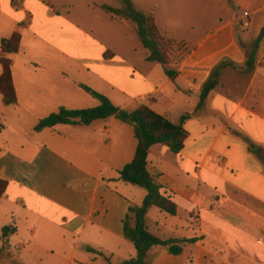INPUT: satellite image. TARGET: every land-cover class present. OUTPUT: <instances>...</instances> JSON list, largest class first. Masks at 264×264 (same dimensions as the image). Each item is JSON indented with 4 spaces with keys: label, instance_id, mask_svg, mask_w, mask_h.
<instances>
[{
    "label": "crops",
    "instance_id": "crops-1",
    "mask_svg": "<svg viewBox=\"0 0 264 264\" xmlns=\"http://www.w3.org/2000/svg\"><path fill=\"white\" fill-rule=\"evenodd\" d=\"M48 8L55 13L53 6ZM31 9L26 0L19 9L12 7L11 0H0V39L13 32L18 11L32 18ZM231 25V21L220 24L192 49L170 40L179 46L166 52L171 75L163 66L148 68V74L137 77L136 65L123 58L122 65L115 64L116 54L110 50L109 57L78 65L87 73L92 66L110 72L93 70L112 89L118 88L108 78L113 70H129V79L140 88L118 90L123 95L120 108L130 111L147 105L173 123L189 115L183 124L187 137L179 153L154 144L147 155L148 171L156 175L176 205L174 215L150 208L148 229L161 239L179 240L181 247L173 255L160 245L152 246L146 255L149 264H264V114L256 102L244 106L246 92L236 103L231 102L229 91L226 95L217 92L219 77L197 109L201 89L222 58L229 59L219 72L235 68L229 60L236 61L240 71H247L244 50ZM65 76L62 70L51 75L42 83L51 84L50 89L43 90L60 95V84L68 81ZM180 80L186 82L190 95L183 93ZM181 95L184 100L177 103ZM15 113L21 120L22 110ZM34 133L16 149L0 146V178L8 181L5 196L0 198V247L7 239L8 256L0 257V263L14 264V255L27 245L31 247L26 258L36 247L50 251L55 259L49 264H118L134 257L133 244L122 234L123 219L130 203L142 202L145 191L119 179V171L135 153L132 126L108 117L89 125L58 124ZM203 138L207 141L198 149ZM44 242L52 245L44 248ZM87 248L96 256L87 254Z\"/></svg>",
    "mask_w": 264,
    "mask_h": 264
},
{
    "label": "rangeland",
    "instance_id": "rangeland-1",
    "mask_svg": "<svg viewBox=\"0 0 264 264\" xmlns=\"http://www.w3.org/2000/svg\"><path fill=\"white\" fill-rule=\"evenodd\" d=\"M131 1L137 9L152 15L165 38L163 47L166 51L173 48L171 46L179 48L178 43H174L179 41L189 49L195 48L203 37L213 33L220 24L227 21L232 22L231 28L238 34L236 38L239 43L250 44L264 25V0ZM23 3L24 0L20 8ZM26 5L32 7V18L28 13L25 15L18 11L16 20L21 25H16L13 29H19L21 34L20 50L7 55L11 60V75L18 101L12 107H5L0 103V146L3 148L13 150L19 147L20 142L33 138L34 124L59 107L79 109L96 106V99L87 94L79 84L89 86L109 98L112 96L113 100H110L116 106L123 99L118 90L122 88L134 91L140 88V84L129 79V70L120 67L113 70L112 78L108 77L118 85V88L112 89L106 78L99 75L110 72L106 73L104 68L92 66L93 69L87 73L78 66L83 62H98L103 56L109 57L111 54L107 50H110L116 54L113 61L115 64L122 65V58L132 61L136 65L137 73L134 75L137 77L148 74V68H163L160 63L145 60L149 52L141 44L133 25L111 18L110 14L100 8L101 5H106L122 9L124 4L121 0H26ZM49 6H53L55 13L50 12ZM245 21L248 22L247 27L242 26ZM227 59L229 58L224 57L221 61ZM53 61L57 62L52 63ZM229 61L235 68L218 72L220 83L217 92L226 95V91H229L232 103L238 102L246 92L244 106L251 107L256 102V107L264 114V39L256 54V61H259L257 68L244 72L238 69L236 61ZM34 65L39 66L32 67ZM61 70L66 74L67 83L60 84V95H48L43 87L49 88L51 84L43 85V81L51 75L59 74ZM1 71L0 65V73ZM27 76H33V79L28 80L25 78ZM158 76L162 74L159 73ZM212 78L213 74L210 73L208 79ZM75 81L77 84L73 83ZM180 85L183 93L190 95L185 88L186 82L180 80ZM183 100L181 95L176 102ZM2 108L5 109L1 110ZM8 108L15 111L20 108L23 112L21 120H18L15 111H7ZM206 141L207 138H203L198 142V149ZM42 245L45 248L52 244L44 242ZM30 247L27 245L25 250L21 249V254L14 255V264H36L33 260L35 257L40 260L37 264H49L50 260L55 259L50 251L37 247L32 250V256L26 258ZM86 253L95 255L91 251ZM0 264L9 263L3 261Z\"/></svg>",
    "mask_w": 264,
    "mask_h": 264
},
{
    "label": "trees",
    "instance_id": "trees-1",
    "mask_svg": "<svg viewBox=\"0 0 264 264\" xmlns=\"http://www.w3.org/2000/svg\"><path fill=\"white\" fill-rule=\"evenodd\" d=\"M23 0H11L13 8H20ZM124 8L116 9L110 6L101 5L100 8L111 15L112 18L123 19L134 26L135 32L148 52L147 60L158 62L165 67L168 75L171 71L166 67L168 56L163 47L164 37L158 30L151 14H146L137 9L131 0H121ZM20 23L17 27H20ZM264 39V25H262L257 37L250 44H241L245 55V68L252 70L256 61V53L261 40ZM21 34L16 28L10 36L0 39V98L5 106H13L17 103V96L11 75V60L8 54L17 53L20 50ZM226 65L221 62L218 67L212 70L213 78L208 79L200 92V99L197 109H200L210 91L217 85L219 68ZM79 86L90 96L98 101V104L90 108L70 109L59 107L56 111L38 120L34 131H40L47 127L58 124L64 125H89L97 119L115 117L122 122L132 126L134 137L137 141L133 159L123 166L119 171V179L138 186L145 191L142 202L137 205L130 203L127 213L123 219L122 234L134 246L135 256L122 260L118 264H149L147 252L152 246L160 245L173 254L178 255L181 247L179 240L161 239L151 233L146 223V215L150 208L156 207L169 215L176 213V205L170 194L162 185L157 182V177L147 169V155L154 144L167 146L173 153H179L184 146L187 132L183 127L184 121L189 115L180 117L178 123H173L164 116L156 113L147 105H139L133 110H126L116 106L104 94L92 89L89 86ZM1 125V124H0ZM8 186L6 179L0 178V198L5 196ZM132 220V221H131ZM3 237H6L5 235ZM0 247V257H7L5 251L8 240L3 239ZM88 251H94L87 248Z\"/></svg>",
    "mask_w": 264,
    "mask_h": 264
},
{
    "label": "built area",
    "instance_id": "built-area-1",
    "mask_svg": "<svg viewBox=\"0 0 264 264\" xmlns=\"http://www.w3.org/2000/svg\"><path fill=\"white\" fill-rule=\"evenodd\" d=\"M243 26L244 27H246L247 26V22L245 21V22H243Z\"/></svg>",
    "mask_w": 264,
    "mask_h": 264
}]
</instances>
